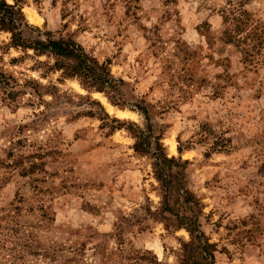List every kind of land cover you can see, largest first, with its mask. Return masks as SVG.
I'll list each match as a JSON object with an SVG mask.
<instances>
[{"label":"clouds","instance_id":"9594fccd","mask_svg":"<svg viewBox=\"0 0 264 264\" xmlns=\"http://www.w3.org/2000/svg\"><path fill=\"white\" fill-rule=\"evenodd\" d=\"M0 264H264V0H0Z\"/></svg>","mask_w":264,"mask_h":264}]
</instances>
